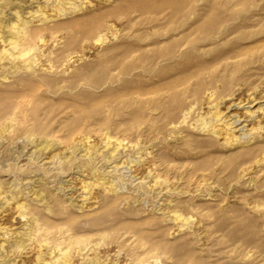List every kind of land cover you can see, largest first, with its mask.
<instances>
[{
  "label": "rangeland",
  "instance_id": "rangeland-1",
  "mask_svg": "<svg viewBox=\"0 0 264 264\" xmlns=\"http://www.w3.org/2000/svg\"><path fill=\"white\" fill-rule=\"evenodd\" d=\"M57 3L0 0L3 39L16 11L42 34L28 70L0 61V264L49 260L22 203L102 264H264V149L233 158L179 123L209 92L244 117L227 106L264 88V0H75L60 17Z\"/></svg>",
  "mask_w": 264,
  "mask_h": 264
},
{
  "label": "bare ground",
  "instance_id": "bare-ground-1",
  "mask_svg": "<svg viewBox=\"0 0 264 264\" xmlns=\"http://www.w3.org/2000/svg\"><path fill=\"white\" fill-rule=\"evenodd\" d=\"M45 1L48 2L49 0ZM57 2L58 3L56 5H52L57 17L66 14V12L69 10H75L79 7L75 3V0H57ZM15 15L17 19L9 23V38H2V25L0 24V43H4L3 47L0 49V61L9 60V62H14L15 60L22 59L24 68L28 70V68L31 67V64H34L36 62L35 57L37 48L39 50V47H36L35 42H41L42 34L39 28H37L35 25L32 26L29 24V20L22 19L17 11L15 12ZM47 19L48 16L45 14H41V17L39 18V20H42L43 23L46 22L45 20ZM31 50L33 52L31 55H29ZM26 55L29 56H27L26 58ZM15 63L17 64V62ZM15 63H11V67H13L14 71H17L19 70V65L17 66ZM257 87L258 86H255L254 88L255 92L249 94L246 101L248 103L247 106H240V103L242 101H238L237 103H232L230 104V106H227V108H230L231 106H235L236 108L242 107L245 110L244 117H242L238 113H231L228 115L221 110V104L224 101L230 99V95L212 99L214 93L209 92L206 93L207 95L205 104L207 103L206 106L208 108L206 112L201 111V107H199L198 110H195L191 104L188 108L183 110L181 121L179 123H186L187 126L196 128L198 132L208 134L212 136V139L220 140V143L223 144V146L227 148H233L235 152H233V155H231V157L241 158L242 160H251L258 154L259 151H262L264 149V142L262 143L254 140V137L249 133L250 130L245 129V127L247 128L248 125L253 124L250 129L264 134V88H261L259 90V87ZM47 146H50V144L44 146L42 150L47 148ZM156 179L153 180L154 183L157 184L159 182H157L158 179ZM24 206L25 205H23V203L19 205V215L24 218L26 217L24 225H31V228H33L32 230H26L28 231L26 233V240L28 242V245L34 243L38 248H42L44 250L46 249V251H42V249H40V252H38L36 256L37 259L41 262L44 261L43 257H45V255L49 256V260L46 259L48 261L43 262V264H75L76 256H82L80 258L82 260L80 264L103 263V261H101L97 255L92 254V256H90L86 254V251L91 249V242L88 237H85L86 235L78 236L76 235V232H69L67 229L65 231L61 230L57 241L53 242L52 236L48 229H42L38 227V224L35 220L31 219L30 217L27 218L28 213L25 212ZM175 212V218H178L182 215H179ZM12 248V250L14 251L20 248V245L18 243H15L14 247ZM21 249H24V247H22ZM145 262L146 261L143 260V258H136V260H129L125 264H144Z\"/></svg>",
  "mask_w": 264,
  "mask_h": 264
}]
</instances>
